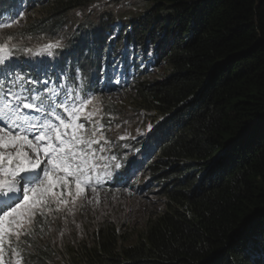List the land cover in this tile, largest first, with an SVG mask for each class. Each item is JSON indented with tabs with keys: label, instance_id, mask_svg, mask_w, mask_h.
Returning a JSON list of instances; mask_svg holds the SVG:
<instances>
[{
	"label": "trees",
	"instance_id": "16d2710c",
	"mask_svg": "<svg viewBox=\"0 0 264 264\" xmlns=\"http://www.w3.org/2000/svg\"><path fill=\"white\" fill-rule=\"evenodd\" d=\"M103 1L0 0V22L16 21L0 29L16 46L3 66L32 61L57 41L62 48L50 52L66 79L78 66L100 80L119 58L134 83L130 106L157 118L141 143L156 158L144 172L166 209L140 232L105 221L66 245L44 240L45 223L22 256L33 264H264V0H144L154 6L117 31L114 17L75 19ZM128 46L140 58L127 61ZM145 63L169 73L149 82ZM87 84L106 95L105 83ZM72 85L81 97L88 89Z\"/></svg>",
	"mask_w": 264,
	"mask_h": 264
},
{
	"label": "snow or ice",
	"instance_id": "6c2138e0",
	"mask_svg": "<svg viewBox=\"0 0 264 264\" xmlns=\"http://www.w3.org/2000/svg\"><path fill=\"white\" fill-rule=\"evenodd\" d=\"M16 15L23 17L22 12ZM15 22L14 17L0 22V29L11 28ZM11 41V34H0V65L16 47ZM60 48L57 41L45 45L44 50ZM119 67L114 58L113 75L104 87L116 79ZM80 72L77 66L74 80ZM101 73L103 79V68ZM48 83L43 82L42 90L48 89ZM51 91L52 95H33L32 89L28 94H16L11 89L0 93V264H6V250L15 258L14 264H33L22 251L34 247L32 237L43 232L45 223H52L61 213L65 218L74 215L86 203L91 204L86 192L97 193L101 180L113 188L126 185L129 173L134 174L137 167L135 160L122 165L126 156L115 152L104 156L112 145L101 132L103 125L94 119V110L88 108L97 91L91 84L82 98L71 90L63 96ZM101 142L105 147H100ZM122 166L126 170L118 171ZM7 264H13L11 258Z\"/></svg>",
	"mask_w": 264,
	"mask_h": 264
},
{
	"label": "rangeland",
	"instance_id": "374dc122",
	"mask_svg": "<svg viewBox=\"0 0 264 264\" xmlns=\"http://www.w3.org/2000/svg\"><path fill=\"white\" fill-rule=\"evenodd\" d=\"M143 1L105 0L90 6L84 12L76 13L75 19L84 22L86 18L112 19L114 17V24L117 28L113 30L117 31L129 22L130 15L133 18L154 6L151 2L144 3ZM121 17L124 18L121 20ZM109 23L112 24V22ZM44 49L37 58L42 59L28 62L25 68L32 69L40 77L53 76V80H55L57 76L55 67L59 60L51 58L54 54L49 55L48 51L50 52V50L45 51ZM140 55L141 53L134 46L126 48L127 61L132 62L133 57L135 60L140 58ZM144 66L147 67V72L149 71L147 78L149 82L163 79L169 73L165 67H153L149 63H145ZM122 67L123 64H120L116 79L105 87L107 95L92 98V103L88 108L94 110V119L103 125L101 132L112 145V150H106L104 156H110L113 152L120 156H126L127 159L122 161V165L135 160L137 167L133 170L134 174L129 173L126 185L116 184L114 188L111 184L101 180L97 193L90 190L86 192L88 199L93 201L91 204L86 203L82 209H77L74 215H67L66 218L65 214H58L59 218L48 223L47 237L44 239L46 241L50 240L52 243L66 245L72 240L89 239L92 229L97 228L101 223L104 224L105 221L114 223L118 229L125 225L128 231L136 229L140 232L152 213L161 214L166 209L165 204L158 196L157 187L152 185L149 175L142 172L146 163L149 161L153 163L156 159L152 156V150L144 148L141 142L146 136H149L157 118L154 114L148 115L142 108L139 109L138 105L130 106L131 95L134 93L131 84L134 83L132 75L130 77L125 72L123 73ZM12 68L20 67L19 64L14 63ZM96 77V73L91 72L85 81L94 83ZM116 80L120 82L116 83ZM142 80L144 81L146 78ZM114 105L122 109H118ZM149 125L151 126L150 130ZM121 135L125 136L124 140L119 139ZM100 147H105L103 142ZM97 155L99 156L100 153ZM125 170L126 167L122 166L118 171ZM49 220H52L51 216ZM61 232H63V236L60 235ZM6 258L5 256L7 264Z\"/></svg>",
	"mask_w": 264,
	"mask_h": 264
}]
</instances>
